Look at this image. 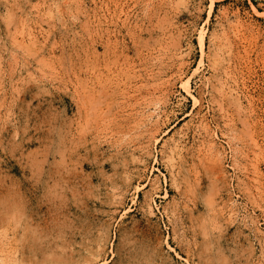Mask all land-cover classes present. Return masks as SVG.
<instances>
[{"label":"rangeland","instance_id":"obj_1","mask_svg":"<svg viewBox=\"0 0 264 264\" xmlns=\"http://www.w3.org/2000/svg\"><path fill=\"white\" fill-rule=\"evenodd\" d=\"M0 264H264V0H0Z\"/></svg>","mask_w":264,"mask_h":264},{"label":"bare ground","instance_id":"obj_2","mask_svg":"<svg viewBox=\"0 0 264 264\" xmlns=\"http://www.w3.org/2000/svg\"><path fill=\"white\" fill-rule=\"evenodd\" d=\"M204 42H205V37L203 36L200 39V45H201L202 51H204V45H205ZM183 88L185 89L186 92L189 93V84L188 83L184 84V87ZM194 102H195V104H198V100L196 98H194Z\"/></svg>","mask_w":264,"mask_h":264}]
</instances>
